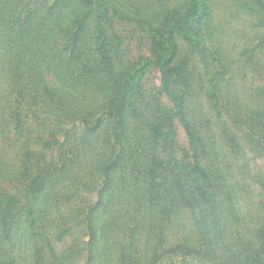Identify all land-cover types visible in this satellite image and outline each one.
<instances>
[{
  "label": "trees",
  "instance_id": "obj_1",
  "mask_svg": "<svg viewBox=\"0 0 264 264\" xmlns=\"http://www.w3.org/2000/svg\"><path fill=\"white\" fill-rule=\"evenodd\" d=\"M176 2L0 0L1 123L10 127L12 122L24 134L25 116L43 111L62 130L66 123L84 124L79 133H68L65 144L52 133L41 141L45 150L60 151L57 158L47 160L26 146L16 175L17 183L25 185V197L18 201L15 193L0 195L4 223L17 206L35 223L53 201L80 200L82 192L90 191L97 193V201L72 215L89 233L87 264H113L114 253V264H156L168 255L205 264H264V225L242 222L236 184L228 166H222L217 135L219 127L237 157L243 152L240 138L264 156V103L249 113L228 98L226 68L215 57L221 52L214 0ZM258 3L263 6L264 0ZM258 13L264 18V9ZM119 22L146 32L152 58L124 59ZM212 64L223 71L213 72ZM152 66L160 72L157 94L172 106L154 94L151 119L141 108ZM7 76L19 86L17 107L3 104ZM223 107L244 135L211 120L221 114L223 121ZM176 121L190 140L188 163L177 153ZM84 157L96 167L88 171L90 179L80 171ZM218 194L222 199H216ZM176 222L182 236L172 228ZM6 230L16 244V226Z\"/></svg>",
  "mask_w": 264,
  "mask_h": 264
},
{
  "label": "rangeland",
  "instance_id": "obj_2",
  "mask_svg": "<svg viewBox=\"0 0 264 264\" xmlns=\"http://www.w3.org/2000/svg\"><path fill=\"white\" fill-rule=\"evenodd\" d=\"M134 2L138 5L142 4V0H134ZM147 2L151 3L152 0H147ZM176 3V0H169V6H174ZM262 9H264V5H259L258 0H214L213 26L217 30V44L221 52L215 57H221V64L226 68L225 78L228 88H231L228 90V98L230 101L236 99L239 106L245 107L244 112L249 111V113L264 103V18L258 13ZM116 30L123 41L121 51L124 59L152 58L150 42L144 30L135 24L124 22L117 23ZM213 65L212 69H214ZM221 67L214 69L213 72H218V69L223 71ZM227 67L230 68L227 69ZM8 77H6L5 87L2 90L3 104L11 103V107H17L21 103L17 102L19 101V86L15 77ZM159 87L160 72L156 66H152L145 79L147 100L141 108L145 117L153 118L152 108L156 104L152 97L154 94L165 106H172L167 97L158 96ZM217 111L221 112V109ZM227 111L228 108H224L221 112L224 115L222 122L221 114L212 116L211 120L218 123L220 121L219 125H224L229 132L241 137L244 133L239 131ZM25 120L27 125L25 124L24 134H21L16 132L12 122L8 127L7 124L1 123L0 119V170L6 171L5 173L0 172V195L9 194L10 196L15 193L18 196V201L25 197V185L17 183L16 175L24 162L26 146L31 145L29 148L47 160L57 158L60 151L45 150L41 141L50 139L49 136L52 133L57 134L60 144H65L68 133L72 132L70 135L79 133L84 125L82 123H66L62 126V130V128L54 127L53 122L47 118L43 111L30 112L28 116H25ZM176 129L177 153L182 162L188 163L192 160L188 134L181 123L177 121ZM212 130L214 131L213 126ZM141 135L142 133H139L138 137L141 138ZM217 135L220 137L218 141L223 146L222 166H228L233 183L236 184L234 196L242 222L247 226L250 225L249 223L264 225V156L259 155L251 148V144L246 139L240 138L243 152L237 157L226 146L224 135L219 127ZM82 164L85 168H80V171L84 177L90 179L92 176L90 174L95 171L96 167L89 163L85 157ZM78 198L83 199H68L60 205L53 201L51 210L43 214L44 216H41L40 220L35 223L22 205L19 213L17 206L15 215L6 221L7 224L2 220L3 215L0 210V259L3 260H0V264H7V261L10 260L19 264H87L89 233L74 223L75 218L72 215H75L74 211L80 206L91 204L92 201H97L98 197L95 192L84 191ZM216 199H222L221 194L216 195ZM125 211L126 209L122 211V217L125 216ZM59 212L65 215L64 220H60ZM187 221L185 216V224ZM11 224H14L19 232L18 242L14 245L13 241H9L7 236L9 233L6 230ZM177 225L176 222L172 228H175V233L179 231L182 236L181 226ZM245 225L240 228L243 233L247 228ZM140 236L144 238L143 245H147L145 231ZM172 241L176 242L177 240ZM14 255L17 256V261L14 260ZM116 256L117 254L114 253L113 264L118 261ZM168 257L169 259L156 264H205L190 257L182 258L170 255Z\"/></svg>",
  "mask_w": 264,
  "mask_h": 264
}]
</instances>
